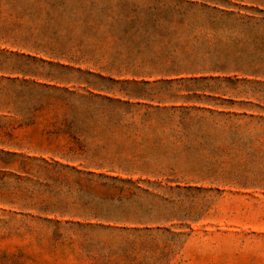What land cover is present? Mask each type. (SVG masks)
Wrapping results in <instances>:
<instances>
[{
  "label": "rangeland",
  "instance_id": "obj_1",
  "mask_svg": "<svg viewBox=\"0 0 264 264\" xmlns=\"http://www.w3.org/2000/svg\"><path fill=\"white\" fill-rule=\"evenodd\" d=\"M121 1L0 0V36L30 57L0 61H42L21 66L32 77L18 78L28 84L9 85L7 92L17 114L10 119L13 131L0 129V143L9 144L0 145V264H264V61H236L237 51L206 43L188 61H155L149 51L157 35L117 32L162 30L173 24L152 16L178 18L188 10H131ZM60 12L68 15L55 17ZM134 13L147 17H107ZM180 20L179 29L199 24ZM109 37L116 39L104 55L109 61L42 60L88 56L107 47L95 41ZM157 76H173L177 100L152 84ZM86 86L96 89L95 98ZM190 90L202 93H185ZM159 96L168 102L157 104ZM171 107L204 112L163 109ZM44 121L106 129L73 146H43ZM47 149L106 168L88 175L77 174L84 170L78 165L45 166L42 160L53 158ZM63 208L107 211L112 220L62 217Z\"/></svg>",
  "mask_w": 264,
  "mask_h": 264
},
{
  "label": "crops",
  "instance_id": "obj_2",
  "mask_svg": "<svg viewBox=\"0 0 264 264\" xmlns=\"http://www.w3.org/2000/svg\"><path fill=\"white\" fill-rule=\"evenodd\" d=\"M124 1V0H122ZM121 1V2H122ZM126 3H129L132 6H126L124 9L131 10H140L141 8H158V5L166 8H174V6H182L186 12L178 15V18L175 17L173 13L163 16H152L158 21L167 20L173 25H169L162 30H142L138 29L130 30H121L117 34L122 36L130 35L128 37L132 38L131 35H157L152 42H155L154 49H150L151 58L155 61H188L192 57H195L193 53L201 54V51L204 47V43L207 44V48L219 49V50H231L237 51L235 57L236 61H241L246 59V61H264V0H127ZM191 11L195 13L189 14ZM68 14L60 12L57 16L59 18L66 17ZM6 15H4L5 17ZM70 18H75V15H69ZM91 17V16H85ZM107 17H120V18H143L147 17L144 14H121L113 15ZM175 19H181L178 23H183L186 20L190 22L198 21L197 27L179 29L175 27ZM155 21V20H154ZM62 31V30H61ZM60 31V32H61ZM71 33H84V34H103L109 35L113 31L109 30H98V29H83L82 31L76 30L74 28L68 30ZM159 35H166L164 37H159ZM181 35V37L179 36ZM182 38V39H181ZM123 39V38H120ZM118 39V40H120ZM144 39V38H143ZM179 39V40H178ZM9 43V38L4 35L0 36V56L5 58H15L14 55H9L15 53L17 50H20L21 54L23 48L15 45H6ZM101 43L106 44L107 47L91 49L88 56L80 57H70V58H58V57H49L42 58L43 61H109L104 55L107 53L109 43L115 44V38H104L98 41H95L94 45ZM145 49L138 51L139 54ZM228 51V52H231ZM239 51V52H238ZM82 54V53H81ZM138 54V55H139ZM137 53L135 57L138 56ZM233 55V54H232ZM139 57V56H138ZM23 59H30L23 58ZM142 59L141 57L139 58ZM31 62H42V61H0V129L4 131H13V128L9 125H13L12 118L17 114V109L15 106L11 105L9 102L10 96L7 94L9 92L10 86H24L27 82H21L18 78H31V74L25 72L23 69H20L21 66L29 64ZM61 69L72 70V67L66 65H59ZM77 70V69H76ZM238 72V71H237ZM77 73V72H76ZM179 77V76H177ZM93 78V77H92ZM155 80L152 82L153 85L156 81H176L170 78L173 76H157L154 77ZM114 79V78H113ZM135 78L134 80H138ZM115 80V79H114ZM117 81V80H115ZM179 81V80H177ZM185 79L183 80V82ZM237 81V79H236ZM28 84V83H27ZM96 90L93 87L86 86L83 90L85 94L93 93ZM99 92H101L99 90ZM177 92V91H176ZM202 93L198 90L185 91V93L195 95L196 93ZM5 95V97H4ZM177 97L179 98V92H177ZM183 98V97H181ZM199 98V97H197ZM184 99H189L188 97ZM190 108H199L204 110L202 107H190ZM38 109H36L37 111ZM42 111L48 112V109L42 107ZM16 125V123L14 122ZM33 122H29L24 126L31 125ZM19 125H23L20 124ZM42 136L43 141L42 145H51L53 142L58 145H64L72 143V141L79 138L92 136L95 132L106 129L103 125H98L96 123H75L73 121H44L42 123ZM6 128V129H5ZM79 130L84 132H79ZM6 131V132H7ZM9 133V132H8ZM9 145L8 143H0V145ZM43 145V146H44ZM9 153V152H7ZM55 159V158H54ZM58 160V159H55ZM70 165H74L70 163Z\"/></svg>",
  "mask_w": 264,
  "mask_h": 264
},
{
  "label": "trees",
  "instance_id": "obj_3",
  "mask_svg": "<svg viewBox=\"0 0 264 264\" xmlns=\"http://www.w3.org/2000/svg\"><path fill=\"white\" fill-rule=\"evenodd\" d=\"M4 21H6V18H4ZM20 50H17L15 53H12V54H9V55H14V57L16 58H19V59H23V58H29L28 55H25L23 53V51H21L22 53L20 54L19 53ZM74 72H77L78 74H84L85 76H89V77H93L95 79H100V80H104V81H108V82H116L113 77L107 75V74H103V73H97L96 71H83L82 69H77V70H74ZM191 81H197V79H192ZM185 82V81H184ZM172 83L173 81H156L154 82L155 85H160L159 86V89L161 90V87L162 89L165 87L166 89H163V91L165 92H170L172 93L173 97L175 99H173V101L177 100L178 97H177V92L174 91L172 89ZM108 93H113V91H110ZM163 95L165 93H158L157 95ZM88 95L90 97H93L95 98V95L92 94V93H88ZM158 99L157 100V104H166L168 101L165 99H162L160 96L157 97ZM106 101L110 102V103H121V99H114V98H104ZM138 99V98H136ZM140 99V98H139ZM154 100V98L152 99ZM151 100V101H152ZM163 100V101H162ZM174 103V102H172ZM164 110H173V111H176V110H189V111H197V112H204V110L202 109H199V108H188V109H178V108H174V107H171L170 109H166V108H163ZM163 109H159V108H154V110H157V111H162ZM186 118H191L190 116V113L187 111V114L185 116ZM197 118H200V117H197ZM77 140H74L72 141V143H68V144H64V145H69V146H73L75 145ZM71 151V149L69 150ZM44 154H48L50 156H52L53 158L50 159V162L51 163H48L47 161L45 160H42V163L46 166V165H51V164H54V165H57V166H60L61 168H64V169H71V170H74L73 166L74 165H78V167H81L82 169L84 170H80L77 169L78 171H76L77 174H82V172H86L88 175L90 174H93V170L95 169H102V168H106L105 166H100V167H93V168H90L86 163H84V161L80 160L79 158H66V156H61L58 151H55L53 149H47L46 151H44ZM59 159L60 161H62V163H59V161H56L55 159ZM70 163H73L74 165H70ZM112 168V167H111ZM93 169V170H92ZM112 170V169H111ZM107 211H99V210H96V209H92V208H83V209H80V208H72V209H68V208H63L59 213L62 217H65V216H68L69 218H79V219H82V220H88V219H95L96 221H100V220H112L111 219V215L110 213H106Z\"/></svg>",
  "mask_w": 264,
  "mask_h": 264
}]
</instances>
